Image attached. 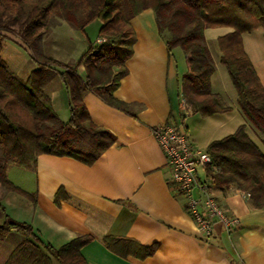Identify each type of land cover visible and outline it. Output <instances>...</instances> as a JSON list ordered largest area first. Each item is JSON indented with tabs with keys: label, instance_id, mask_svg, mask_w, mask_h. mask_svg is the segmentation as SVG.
<instances>
[{
	"label": "crops",
	"instance_id": "crops-1",
	"mask_svg": "<svg viewBox=\"0 0 264 264\" xmlns=\"http://www.w3.org/2000/svg\"><path fill=\"white\" fill-rule=\"evenodd\" d=\"M130 22L136 33L134 53L126 62L128 73L114 96L132 104L133 115L109 106L93 93L84 95L92 120L111 132L115 142L91 164L46 153L38 157L34 170L8 163V179L29 196L0 183V206L9 217L29 223L43 242L55 248L77 236L90 235L91 240L81 250L88 264H264V209L253 208L249 195L235 187L224 192L211 187L220 203L239 218L240 226L228 232L217 224L213 234L205 237L186 209L187 199L170 187V169L153 134L154 127L178 126L201 149L198 140L192 139L188 120L204 121L182 100L180 79L186 73V63L182 66L174 50L169 51L154 11L145 9ZM209 29L217 37L232 30L207 28L205 35ZM90 43L94 42L88 38V46ZM243 43L264 86L263 28L244 33ZM213 61L216 73L217 62ZM32 65L36 67L34 62ZM34 68L20 77L26 79ZM80 71L84 72L83 66ZM215 73L212 90L222 94L233 108L218 115L240 112L238 97L213 89ZM44 90L60 119L68 120V91L60 77L49 76ZM202 117L208 127L212 126L208 136L222 131L231 120L207 121L213 116ZM250 125L249 134L264 146V135ZM211 137L206 148L222 138ZM201 169L205 174L199 167L198 179L208 183L206 174L201 179ZM3 220L0 218V223ZM22 240L24 235L19 232L0 240V264L6 263ZM153 245L156 248L148 255Z\"/></svg>",
	"mask_w": 264,
	"mask_h": 264
},
{
	"label": "trees",
	"instance_id": "trees-1",
	"mask_svg": "<svg viewBox=\"0 0 264 264\" xmlns=\"http://www.w3.org/2000/svg\"><path fill=\"white\" fill-rule=\"evenodd\" d=\"M148 8L156 15L169 51L181 48L186 63L181 97L202 116L233 110L222 94L212 90L216 67L205 38L207 28L232 29L217 37L220 62L231 77L241 110L264 135V86L243 43L244 33L264 30V0H0V183L6 189L28 195L8 179V163L34 170L38 157L46 153L91 164L115 142L111 132L92 120L84 95L93 93L109 106L133 115V105L118 100L114 92L128 73L126 62L134 53L136 33L130 21ZM52 14L82 30L94 20L102 21L100 41L90 43L74 65L39 50ZM9 34L17 35L32 54L36 67L26 79L11 71L2 58ZM50 71L57 73L68 91L66 121L60 119L44 90ZM206 150L211 162L203 169L209 186L223 192L235 187L249 195L253 208L264 209V146L251 137L247 124L211 141ZM2 217L0 240L11 232L24 235L5 264H88L81 250L90 235L55 248L43 242L29 223L9 217L0 206ZM155 248H148L147 254Z\"/></svg>",
	"mask_w": 264,
	"mask_h": 264
},
{
	"label": "rangeland",
	"instance_id": "rangeland-1",
	"mask_svg": "<svg viewBox=\"0 0 264 264\" xmlns=\"http://www.w3.org/2000/svg\"><path fill=\"white\" fill-rule=\"evenodd\" d=\"M59 19V20H58ZM102 24L101 20H94L89 23L84 30L81 28L72 25L68 21L61 18L59 14H52L50 17V30L42 38L39 45V50L44 55L55 58L62 63L74 65L78 62L83 52L88 48V38L95 42L99 33L100 25ZM214 30L209 29L205 35L206 43L210 49V52L217 62V71L214 76V90L221 91L224 95L228 97H237V92L233 86L231 77L226 69V67L220 62V51L217 45V35L214 34ZM166 36H170L169 32H165ZM175 57L181 61L182 66H185L184 54L180 47L174 49ZM32 54L30 50L26 49L25 46L21 45V40L17 35L9 34V37L5 40L4 49L2 51V58L7 63L11 71L16 73L19 76H23L31 68H34ZM54 71L49 72L51 78L56 77ZM49 88V86H48ZM238 105L240 106L239 102ZM239 111L228 113L227 115H217L212 118H208L207 121H228L225 117H228L229 123L223 128L222 131L215 133L213 138H220L226 134H229L236 128L238 125L246 123L251 127L250 121L247 116L243 113L241 108ZM61 112V116H62ZM64 118L68 117V112L65 113ZM200 116V115H199ZM201 120L204 122H197L194 119H189V127L192 135V139L198 140V147L201 150H206V142L209 138L208 132L212 126L208 127L204 118ZM251 131V129H249ZM211 137V138H212ZM3 160V151L0 148V162ZM200 177L202 180L205 179V174L202 169L200 170ZM213 193L215 191L213 190Z\"/></svg>",
	"mask_w": 264,
	"mask_h": 264
},
{
	"label": "built area",
	"instance_id": "built-area-1",
	"mask_svg": "<svg viewBox=\"0 0 264 264\" xmlns=\"http://www.w3.org/2000/svg\"><path fill=\"white\" fill-rule=\"evenodd\" d=\"M153 134L166 155L170 187L176 195L187 199L186 209L200 233L205 237L211 236L217 224L228 232L235 231L240 226L239 218L220 203L208 183L198 179V168L211 162L208 151L197 148L188 134L175 125H158L154 127Z\"/></svg>",
	"mask_w": 264,
	"mask_h": 264
}]
</instances>
